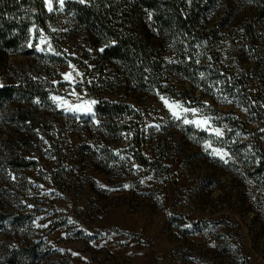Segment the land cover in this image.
<instances>
[{"label":"rangeland","instance_id":"1","mask_svg":"<svg viewBox=\"0 0 264 264\" xmlns=\"http://www.w3.org/2000/svg\"><path fill=\"white\" fill-rule=\"evenodd\" d=\"M78 1L0 45V264H264V0H198L213 42L115 20L138 74Z\"/></svg>","mask_w":264,"mask_h":264},{"label":"trees","instance_id":"2","mask_svg":"<svg viewBox=\"0 0 264 264\" xmlns=\"http://www.w3.org/2000/svg\"><path fill=\"white\" fill-rule=\"evenodd\" d=\"M107 4V0H98L96 3L79 0L74 3L73 18L85 30L95 31L105 38V58L130 66V70L134 69L137 74V67L139 63L144 62L150 47L146 41L145 27L119 29V24L115 23L117 19L132 26L137 20V15L142 20L143 13H149L147 15H150V21L160 32H175L178 36L194 37L203 42H213L212 39L216 37L213 30H204L199 26L204 5L201 7L198 0H115L108 7ZM28 10L34 12L32 18L37 26L47 27L46 17L51 15L46 10L44 0H0L2 47L12 48L16 45L19 34L23 32L16 25V18L19 13ZM117 12L121 18L115 16ZM111 15L115 19H112ZM142 67H139L140 70Z\"/></svg>","mask_w":264,"mask_h":264},{"label":"snow or ice","instance_id":"3","mask_svg":"<svg viewBox=\"0 0 264 264\" xmlns=\"http://www.w3.org/2000/svg\"><path fill=\"white\" fill-rule=\"evenodd\" d=\"M60 3L63 4V0H60ZM67 78V77H66ZM53 100H56L57 97H53L52 98ZM165 103L167 104V101H165ZM171 107V106H170ZM178 107V106H177ZM173 115H176V113L174 112ZM185 123H188L189 121L188 120H185L184 121ZM203 123H207V121H203ZM216 135H220L219 131H217ZM221 158L223 159V156H221Z\"/></svg>","mask_w":264,"mask_h":264}]
</instances>
